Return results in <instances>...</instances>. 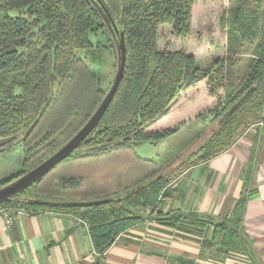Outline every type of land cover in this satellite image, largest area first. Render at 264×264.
Here are the masks:
<instances>
[{"label": "trees", "instance_id": "obj_1", "mask_svg": "<svg viewBox=\"0 0 264 264\" xmlns=\"http://www.w3.org/2000/svg\"><path fill=\"white\" fill-rule=\"evenodd\" d=\"M197 1L105 0L117 23L123 21L125 64L117 90L80 145L17 195L88 200L152 180L120 199L91 206L51 207L14 199L1 205L49 209L85 220L100 255L146 217L161 223L179 218L166 220L162 217L170 212L155 211L166 196L161 189L171 180L160 173L157 159L141 157L134 147L167 137L191 119L213 122L246 91L248 97L180 167L222 152L253 123L262 121L264 128V0H228L227 8L214 3V22L204 7L206 23L194 30ZM161 26L177 40L193 34L197 52L205 56L196 58L185 45L160 49ZM99 31L106 28L90 0H0V147L16 141L24 152L22 169L0 186L62 147L103 100L116 70L112 39L115 61L106 87L93 63L73 55L92 47L90 36ZM224 40L226 51L217 50ZM84 166L86 172H67ZM244 204L241 195L229 216L189 211L183 217L199 226L213 224L224 247L250 254L242 227Z\"/></svg>", "mask_w": 264, "mask_h": 264}, {"label": "crops", "instance_id": "obj_2", "mask_svg": "<svg viewBox=\"0 0 264 264\" xmlns=\"http://www.w3.org/2000/svg\"><path fill=\"white\" fill-rule=\"evenodd\" d=\"M220 4L227 8L228 0ZM226 49L224 40L217 50ZM190 51L205 56L194 45ZM165 192L164 212L178 210L181 216L170 223L146 217L120 233L102 255L93 247L87 222L70 213L36 209L9 226L0 221V264H264L262 125L251 124L228 148L182 170ZM241 195L250 254L224 247L213 224L199 226L183 217L189 211L229 216Z\"/></svg>", "mask_w": 264, "mask_h": 264}, {"label": "rangeland", "instance_id": "obj_3", "mask_svg": "<svg viewBox=\"0 0 264 264\" xmlns=\"http://www.w3.org/2000/svg\"><path fill=\"white\" fill-rule=\"evenodd\" d=\"M219 1L223 0L197 1V9L194 16V30L199 29L206 23H204L202 20V12L204 7L209 9V22H214V20L217 19L218 6L214 5V3L218 4ZM90 41L92 43V47L76 49L73 51V55L86 60L87 63H93L94 67L91 68L99 75L101 86L106 87L108 81L112 79V74L110 71H112V64L115 61L113 47L111 46L110 34L107 32V30L105 32L99 31L96 35L93 34L90 36ZM184 45L185 47H188L189 50L191 45L195 46L193 34L187 39L177 40L171 37L168 32V27L163 26L160 28L158 37V47L160 49H162L164 46L169 48H177L178 46L181 47ZM211 125H213V122L203 124L200 120L188 121L181 125L175 133L161 138L156 142L139 143L134 147V150L141 157L157 159L162 164L159 170L161 171L160 173L168 174L172 182L177 178L184 168V166L180 167L182 160L190 152L194 151L211 134L208 130ZM23 156L24 152L20 145L16 143V141H13L12 144L5 149L0 147V183L17 174L22 169ZM69 170L67 172L83 173L88 169L86 166H84L72 167ZM50 181H53V178H50L47 182ZM167 185L161 189L160 194L165 191ZM159 199H161V195L159 196L158 200ZM163 204L164 203L162 202H158L155 206V211L163 210Z\"/></svg>", "mask_w": 264, "mask_h": 264}, {"label": "water", "instance_id": "obj_4", "mask_svg": "<svg viewBox=\"0 0 264 264\" xmlns=\"http://www.w3.org/2000/svg\"><path fill=\"white\" fill-rule=\"evenodd\" d=\"M96 7L99 16L106 28L107 32L110 34V38L112 39L115 56H116V70L103 100L95 109L91 117L88 121L81 127V129L76 132L73 137H71L62 147L56 150L53 154H51L44 161L39 163L34 168L29 171L23 173L19 177L10 181L7 184L0 186V203L6 200L14 199L17 201H24L30 204L36 205H45L51 207H71V206H91L102 203L111 202L121 197L133 192L134 190L140 188L141 186L147 184L149 181L144 182L136 187L123 191L121 193L104 197V198H96V199H88V200H63V199H45L43 197H29L17 195L22 192L26 187L31 185L33 182L42 177L46 172L52 169L57 163L66 158L69 154H71L80 143L86 138V136L92 131V129L97 125L98 121L103 116L107 106L112 100L119 82L123 75L124 64H125V44L123 38V21L121 23H117L116 19L113 17L109 7L107 6L105 0H90ZM250 91H246L241 97H239L224 113L221 117H219L216 121L215 127L213 131H215L234 111L235 109L241 105V103L248 97ZM7 147H2L5 149ZM160 175V174H159ZM181 216V212L178 210H174L169 214L162 217L163 219L170 220L172 218H176ZM98 261L95 262L97 264Z\"/></svg>", "mask_w": 264, "mask_h": 264}, {"label": "built area", "instance_id": "obj_5", "mask_svg": "<svg viewBox=\"0 0 264 264\" xmlns=\"http://www.w3.org/2000/svg\"><path fill=\"white\" fill-rule=\"evenodd\" d=\"M257 124L263 125L262 121L258 122ZM31 212V210H27L22 207H13L0 204V221H2L5 226H9L15 218L21 219L29 215Z\"/></svg>", "mask_w": 264, "mask_h": 264}]
</instances>
